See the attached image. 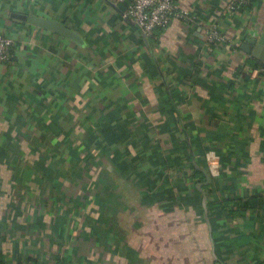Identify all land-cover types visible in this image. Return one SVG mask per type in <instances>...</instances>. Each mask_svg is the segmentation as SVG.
I'll use <instances>...</instances> for the list:
<instances>
[{
    "label": "crops",
    "instance_id": "0c3cea01",
    "mask_svg": "<svg viewBox=\"0 0 264 264\" xmlns=\"http://www.w3.org/2000/svg\"><path fill=\"white\" fill-rule=\"evenodd\" d=\"M173 1L0 0L3 264H264V0Z\"/></svg>",
    "mask_w": 264,
    "mask_h": 264
},
{
    "label": "built area",
    "instance_id": "2783aa9c",
    "mask_svg": "<svg viewBox=\"0 0 264 264\" xmlns=\"http://www.w3.org/2000/svg\"><path fill=\"white\" fill-rule=\"evenodd\" d=\"M253 0H230L227 9L230 13L238 12ZM124 10V16L132 20L145 37H151L157 29H166L173 20H185L189 16L181 11L173 0H116ZM209 43L224 42V36L218 28L210 29L206 34ZM14 41L0 34V64L10 60Z\"/></svg>",
    "mask_w": 264,
    "mask_h": 264
},
{
    "label": "water",
    "instance_id": "95a60500",
    "mask_svg": "<svg viewBox=\"0 0 264 264\" xmlns=\"http://www.w3.org/2000/svg\"><path fill=\"white\" fill-rule=\"evenodd\" d=\"M20 16L18 18L22 19L25 22H28L36 27H41L44 29H48L51 31H54L60 35H63L67 38L70 39H75L77 40V36L75 33L68 29L62 22L57 21V20H52V19H46L34 15H17Z\"/></svg>",
    "mask_w": 264,
    "mask_h": 264
},
{
    "label": "trees",
    "instance_id": "16d2710c",
    "mask_svg": "<svg viewBox=\"0 0 264 264\" xmlns=\"http://www.w3.org/2000/svg\"><path fill=\"white\" fill-rule=\"evenodd\" d=\"M245 7L246 6H244V7H242L239 11H243V9H245ZM13 54H14V52H13V50L10 52V60L9 61H11L12 60V58H13ZM203 176V175H202ZM257 200V199H256ZM249 205V203L248 202H239L238 203V207L239 208H245V207H247ZM0 264H3V261H0Z\"/></svg>",
    "mask_w": 264,
    "mask_h": 264
}]
</instances>
